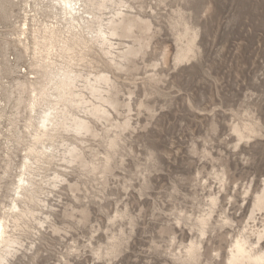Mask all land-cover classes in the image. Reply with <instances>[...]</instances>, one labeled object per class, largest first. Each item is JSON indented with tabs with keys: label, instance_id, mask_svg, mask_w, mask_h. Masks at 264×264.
I'll return each mask as SVG.
<instances>
[{
	"label": "rangeland",
	"instance_id": "rangeland-1",
	"mask_svg": "<svg viewBox=\"0 0 264 264\" xmlns=\"http://www.w3.org/2000/svg\"><path fill=\"white\" fill-rule=\"evenodd\" d=\"M63 1L0 0V264H264V0Z\"/></svg>",
	"mask_w": 264,
	"mask_h": 264
},
{
	"label": "bare ground",
	"instance_id": "bare-ground-1",
	"mask_svg": "<svg viewBox=\"0 0 264 264\" xmlns=\"http://www.w3.org/2000/svg\"><path fill=\"white\" fill-rule=\"evenodd\" d=\"M63 3L65 6H67L69 9L72 8V0H64ZM3 235V226L0 224V238ZM234 261H239L242 259H248L250 260L252 258V255L250 252H247L246 249L242 245L237 244L236 245V254L233 255ZM263 258V257H262Z\"/></svg>",
	"mask_w": 264,
	"mask_h": 264
}]
</instances>
